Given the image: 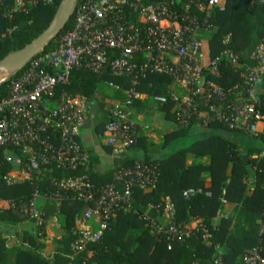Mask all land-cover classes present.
Here are the masks:
<instances>
[{
  "label": "built area",
  "instance_id": "2783aa9c",
  "mask_svg": "<svg viewBox=\"0 0 264 264\" xmlns=\"http://www.w3.org/2000/svg\"><path fill=\"white\" fill-rule=\"evenodd\" d=\"M15 2L21 12L29 4L28 0ZM226 2L78 0L71 15V30L54 43L50 52L42 50L6 80V95L0 100V151L8 152L5 162L17 168L15 173L26 174L29 180L51 168L75 172L87 167L88 154L79 137L95 101L66 92L57 94V89L68 84L74 71L100 74L109 58L111 75L126 78L130 84L124 91V101L108 109V119L100 134L114 157L131 150L148 129L133 120L129 107L139 99L137 87L150 75L168 78L169 86L180 91L154 97L158 105L169 101L174 105L172 112L180 128H188L200 120L204 126L218 123L245 135H264V95L257 91L264 80V37L258 39L248 62L243 60L242 53L227 48L210 63L203 64L200 35L211 36L216 31L212 17L224 9ZM14 30H7L1 39ZM229 38L225 37L223 44L227 45ZM225 68L236 75L238 82L224 88L215 80L223 78ZM256 159H264V151ZM5 180L8 185L15 183L12 172ZM157 183L155 166L135 162L116 170L112 184L100 188L87 175L50 179L43 193L35 186L29 201L12 202L10 208L38 230L49 223L36 205L39 198L58 204L69 197L82 202L86 209L74 232L78 237L71 245L74 254L99 243L120 210L132 212L157 238L164 236L168 244L182 242L192 232H198L202 243L210 246V227L202 220L175 224L174 207L168 199L164 200L161 215L168 221L166 224L139 215L133 209L134 192L154 190ZM187 194L210 196L200 189L189 190ZM225 203L220 199L221 205ZM262 217L257 246L244 251L236 264H264V213ZM214 249L219 253L212 264H225L220 246L214 245Z\"/></svg>",
  "mask_w": 264,
  "mask_h": 264
},
{
  "label": "trees",
  "instance_id": "16d2710c",
  "mask_svg": "<svg viewBox=\"0 0 264 264\" xmlns=\"http://www.w3.org/2000/svg\"><path fill=\"white\" fill-rule=\"evenodd\" d=\"M62 1L36 0V4L28 6L25 11H17L7 17L4 16L5 12L14 6V0H0V62L7 56L23 50L38 38L51 24ZM211 23L216 27V31L208 40L202 41L204 65L210 63L227 48L236 53H243L249 48L254 34L257 38L264 37V0H227L224 9L214 13ZM72 27L71 17L60 34L44 47L43 53L50 52L54 43ZM13 28L15 30L9 37L1 39V35ZM227 36L230 38L225 45L223 42ZM109 61L110 58L100 74L72 72L68 84L58 87L57 94L66 92L71 96H83L90 101H98V96L112 94L114 96L111 102L124 101L122 91L129 89V80L112 76ZM223 73L221 80H215L219 85L225 88L238 82V78L230 69H223ZM7 83L8 81H5L0 85V100L6 95ZM107 85L118 87L119 92L110 93ZM168 85V78L150 75L140 83L136 91L154 99L156 96H166ZM159 106L165 113L166 119L172 120L177 128L176 131L165 136L164 144L185 138L194 124L188 128H180L175 115L171 113L174 105L169 101ZM209 130L211 132L206 137L189 148L173 153L167 159L141 162L157 168L158 183L154 190L135 191L132 207L139 215L166 224L158 217L162 215L164 200L168 199L174 207L175 224L202 220L210 227L212 233L210 246L202 243L201 234L198 232H192V235L182 242L168 244L164 236L157 238L146 223L132 212L120 210L111 220L108 230L104 232L99 243L88 245L83 252L74 254L71 245L78 238L74 232L86 206L69 197L63 200L59 207L57 217L62 222V228L60 227L62 236L53 240V248L47 252L44 228L38 230L35 228L34 233L23 232L13 238H6L0 234V264H212L219 253L214 249V245L220 246L221 259L225 264H236L244 251L257 246L258 234L238 238L229 232L230 221L222 220L219 225L213 226L212 220L221 207L222 198L229 203L240 205L252 214L261 216L262 220L264 159L250 161V164L256 168V176L255 189L248 195L245 182L247 169L239 155L240 142L245 134L238 130L230 131L233 135L231 140L214 135L217 130L227 131L218 123H211ZM101 131L97 130L100 133ZM256 140L264 147V135H258ZM7 154L6 151H0V202L4 206L0 221L14 225L27 218L14 212L10 204L29 201L35 186L43 193L50 179L87 175L91 183L96 188H100L112 184L116 170L138 162L123 154L119 156V164L112 171L100 174L92 168L98 158L90 157L88 166L79 168L75 172L51 168L44 175L38 177L32 175L29 181L8 185L5 178L12 171L13 166L5 162ZM203 159L208 162L204 163ZM204 175L210 179L209 187H205ZM199 189L209 192L210 196L198 194L189 199L184 198L185 192Z\"/></svg>",
  "mask_w": 264,
  "mask_h": 264
},
{
  "label": "crops",
  "instance_id": "0c3cea01",
  "mask_svg": "<svg viewBox=\"0 0 264 264\" xmlns=\"http://www.w3.org/2000/svg\"><path fill=\"white\" fill-rule=\"evenodd\" d=\"M35 4L36 3H34V1H29L28 6ZM17 10H19V8L14 0V6L10 10L5 12L4 16L9 17L12 13L17 12ZM200 37H202L203 40H208L210 38V36L208 35H200ZM245 52L246 51L242 53L243 60H245V62H248V57ZM107 88L109 89L110 93H113V91L119 92L118 87L107 85ZM169 91H172L173 93H180L178 88L168 85V92ZM257 91L259 94L264 95V80L259 83ZM122 95H124V91H122ZM113 96L114 95L112 94L103 97L98 96V101H95L91 117L84 128L81 130L79 137L81 144L88 154V158H98L97 162L92 165V168L94 169V171L100 174L112 171L120 161V157L118 158L111 155L110 150L104 145L102 139L100 138L101 133L97 132V130L101 131L100 129H103L108 119V109L116 103V101L111 102V98ZM129 112L136 123L141 126L148 127V129L141 136L142 139L140 140V142L134 148L125 153L131 160L138 162L161 161L167 159L173 153L189 148L195 142L200 141L201 139L206 137L209 132H211L209 130L210 124L204 126L200 123V120H196L192 129L185 138L177 139L169 144H164L165 136L173 133L177 128L172 120L166 119L165 113L161 110V106L156 104L153 98L148 97L145 94H140L139 99L134 101L132 106L129 107ZM258 129H260V126H258ZM230 131L235 130H217L213 134L224 136L228 140H231L233 135ZM240 148V159L247 169V175L245 177L247 194L250 195L255 189V181L253 179L256 176V168L250 164V161L256 160V156L264 151V147H262L261 143L256 140V137L252 135H244L243 139L240 142ZM203 162L205 163L208 161L206 159H203ZM15 171H17V168L13 167L11 172L12 177H14L15 183L29 181V177L26 174H23L21 172L15 173ZM203 179L205 181V187H209L210 179L208 178V176L204 175ZM185 194L184 198L187 196L185 199H189L198 195ZM36 205L38 209L42 210L46 214L49 220V223L45 227V234L51 235L50 242H52V238L54 237V228H60L57 223V214L59 212L60 204L50 199L39 198L36 201ZM3 211L4 206L0 202V214H2ZM159 218L161 219V222L168 223L164 216H161ZM222 220H228L231 222V227L229 229L231 235H234L238 238H243L247 235L256 236L258 234L261 216L248 212L240 205L232 204L226 201L224 205H221L216 217L212 220V225L217 226ZM34 231V225L32 223L30 224V222L27 220L21 221L20 223L15 225L0 221V234H3V236L6 238H13L16 235L22 234L23 232L34 233ZM49 250L50 248H47V252Z\"/></svg>",
  "mask_w": 264,
  "mask_h": 264
},
{
  "label": "water",
  "instance_id": "95a60500",
  "mask_svg": "<svg viewBox=\"0 0 264 264\" xmlns=\"http://www.w3.org/2000/svg\"><path fill=\"white\" fill-rule=\"evenodd\" d=\"M77 2L78 0H63L49 27L26 48L2 60L0 62V71L12 63L15 64V69L18 70L27 61L37 56L66 26Z\"/></svg>",
  "mask_w": 264,
  "mask_h": 264
},
{
  "label": "rangeland",
  "instance_id": "374dc122",
  "mask_svg": "<svg viewBox=\"0 0 264 264\" xmlns=\"http://www.w3.org/2000/svg\"><path fill=\"white\" fill-rule=\"evenodd\" d=\"M258 39L259 38H257V36L255 34L252 35L250 46H249V48L247 50H245L246 51L245 53L247 54V57L249 56V54L253 50L254 45L257 44L256 42L258 41ZM58 41H59V39L56 42H58ZM16 71H17V69H15V64L14 63L10 64L9 66H7L5 68H3L0 71V75L3 74L2 78H0V85L2 83H4L6 80H8ZM57 223H58L59 227H61V225H62L61 223L62 222H61V219H59V217L57 219ZM30 224H31V222H30ZM61 228H59V229L56 228V227L54 228V235H53L54 237L52 238V242H50L51 241L50 240L51 239V235L50 234L49 235L46 234L47 237L44 240V242H45V244H47L46 246H49L48 248H53L54 247L53 240H56V239H58V238H60L62 236ZM45 230L46 229L44 228V231Z\"/></svg>",
  "mask_w": 264,
  "mask_h": 264
},
{
  "label": "bare ground",
  "instance_id": "6f19581e",
  "mask_svg": "<svg viewBox=\"0 0 264 264\" xmlns=\"http://www.w3.org/2000/svg\"><path fill=\"white\" fill-rule=\"evenodd\" d=\"M3 74L0 75V78H2Z\"/></svg>",
  "mask_w": 264,
  "mask_h": 264
}]
</instances>
